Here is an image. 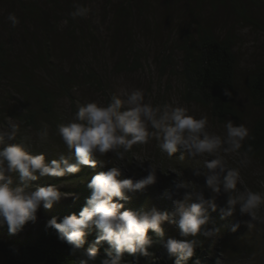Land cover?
Returning <instances> with one entry per match:
<instances>
[{
	"label": "rangeland",
	"instance_id": "rangeland-1",
	"mask_svg": "<svg viewBox=\"0 0 264 264\" xmlns=\"http://www.w3.org/2000/svg\"><path fill=\"white\" fill-rule=\"evenodd\" d=\"M73 1L70 4L61 1L54 6L48 0H35L33 4L36 6V13L32 11V14L26 9L31 6L30 3L18 0H2L0 3V48L10 62L5 68L7 74L2 75L0 82V122L6 123L5 116L18 119L17 116L24 114L30 107V103L20 92L23 89L19 85L24 80L21 71L28 68L29 61H36L40 54H43L47 64H40L33 70L34 81L44 85L54 95L60 93L59 89L65 81H73L70 86L71 97H57L52 110L55 117L48 119L47 115L41 114L35 128L26 127L18 119V142L25 143L34 154L43 153L47 162L59 159L60 155H68L66 146L55 135L57 125L69 122L77 111L78 104L97 98L107 102L122 87L143 89L145 99H151L153 104L162 105L176 100L187 106L190 114L199 117L201 113H206L210 130L223 134L225 123L216 121L208 108L192 101L186 94L180 47L186 40V34L191 32L190 26L195 22L210 25L216 33L234 39V54L238 65L236 105L246 118L241 122L232 121L248 128L251 121L263 114L262 110L251 105L246 85L254 71L264 63V0H217L215 3L209 0L202 3L197 0H135L132 6L133 18L128 17V25L125 22L119 25L115 17L116 4L121 6L123 0ZM76 3L90 9L86 18H71L69 14ZM10 13H14L19 19V24L15 27L8 20ZM52 16H57V35L47 34L49 28L46 25L47 22H53ZM64 20L68 21L66 25L62 23ZM244 27H249L250 30L242 32ZM75 34L77 37L72 39L70 36ZM170 56L172 62L168 59ZM44 123L50 125L49 141L40 143L34 133ZM155 145V140L147 145H134L132 152H146L149 157L154 158L151 162L156 163L161 171L157 172V183L142 192L129 195L142 197L145 194L143 206L172 212L176 210L174 201L183 199L186 191L175 188V182L181 178L192 182L194 187L203 189L206 199L212 197L213 194L205 187V177L197 176L194 170L202 167L203 157L192 158L186 152L178 150L169 159ZM181 155L185 157L182 161L178 159ZM97 159L104 161V166H99L104 172L123 164L127 169L121 168L122 175L119 179L136 180L147 174L144 169L148 162L139 164L131 153L124 162H118L111 153L103 156L97 154ZM109 159L112 164L108 163ZM244 159L240 154L228 156L229 165L240 168L243 184L238 183L237 188L264 192V187L258 183L264 179L262 158L247 157L241 163ZM84 171V166H81L78 173L66 174L64 177H41L31 183L40 186L61 184L59 190L70 193L78 188L76 186L80 185V181L86 185L90 182L91 177ZM16 183H19L18 178ZM165 190H169V196L164 195ZM71 199V196L62 199L50 210L41 208L35 223L29 222L22 231L12 236L26 240L36 235L48 219L59 218L58 207L67 205ZM192 202H196L195 198ZM215 202L218 203L220 212L227 207V197L224 195L217 196ZM224 218L231 228L236 223L240 224L233 231L236 233L233 244L239 250L233 253L225 248L220 250L218 237L208 238L207 242L212 244L214 253L207 257L213 264H217L218 260L219 264H249L250 260L252 264H264V207L257 210L254 218L247 214L241 215L238 208L233 216ZM162 227L169 234L176 230L169 221ZM6 234H9L8 230ZM0 264H4L1 257Z\"/></svg>",
	"mask_w": 264,
	"mask_h": 264
},
{
	"label": "clouds",
	"instance_id": "clouds-1",
	"mask_svg": "<svg viewBox=\"0 0 264 264\" xmlns=\"http://www.w3.org/2000/svg\"><path fill=\"white\" fill-rule=\"evenodd\" d=\"M89 12L88 7L76 3L69 15L72 19L86 18ZM8 20L13 27L19 24L14 13L9 14ZM62 23L66 25L68 21ZM249 30V27L241 29L242 32ZM224 94L231 96L227 89ZM4 121L6 123L0 122V228L7 227L10 235L22 231L29 222L35 223L41 208L50 210L54 204L70 196L78 199L75 193L61 192V184L40 186L31 182L41 177L75 174L81 166L96 168L99 164L103 167L105 163L97 159V154L111 153L112 157L124 162L131 153L139 164L148 162L144 169L146 176L136 180L119 179L121 168L127 169L123 164L99 172L88 183L91 195L78 215L52 217L46 221V228L56 230L58 239L70 246L71 254L79 256V264H95L104 242L109 245V250L105 258H99V264H122L125 254L137 262L142 257L152 256L153 241L148 236L149 230L161 238L159 243L169 259L175 257V264H186L201 244L196 238L198 234L206 238H216L220 234L218 228L208 227L209 209L217 210V196L227 197V207L221 209L223 217L233 216L238 208L241 215L254 218L257 210L264 207V192L237 188L238 183L243 184L240 168L230 166L228 161L229 154H240L245 158L241 161L244 163L252 151L249 146L245 152H240L246 138H252L246 125H237L229 119L223 126V134H218L210 130L206 113L199 117L190 114L188 107L176 100L162 105L153 104L151 99H145L141 88L122 87L107 102L97 98L78 104L69 122L57 125L55 131L66 146L68 155H60L59 159L50 162L46 161L43 153L34 154L25 143L18 142V119L5 116ZM49 130L50 125L44 123L34 137L38 142L46 143ZM152 140L169 159L178 150L192 158L203 157L202 167L194 170L197 176L205 177V187L213 194L212 197L206 199L203 189L179 178L175 188L186 191L183 199L174 201L175 211H161L156 207L122 211L125 204L120 201H129V193L142 192L157 183L160 167L151 162L154 158L146 152H132L134 145H147ZM111 159L109 164H112ZM178 159L182 161L185 157L181 155ZM17 178L19 183H16ZM258 183L264 187V179ZM164 195L169 196V190H165ZM193 198L196 202H192ZM168 221L178 225L182 237L192 239L168 238L165 241L162 225ZM239 227V223L234 224L232 231ZM93 228L97 230L96 239L83 251L86 237ZM249 264H252L251 260Z\"/></svg>",
	"mask_w": 264,
	"mask_h": 264
},
{
	"label": "trees",
	"instance_id": "trees-1",
	"mask_svg": "<svg viewBox=\"0 0 264 264\" xmlns=\"http://www.w3.org/2000/svg\"><path fill=\"white\" fill-rule=\"evenodd\" d=\"M18 1L21 3H30L31 6L26 7V9L29 10V12L31 11V14L32 11H36V6L33 4L35 0ZM48 1H50V4H54V6L59 5L61 1L69 4L71 2L74 3L73 0ZM134 1L135 0H123L121 6L120 4H116L115 17L118 24L120 23L119 25H122L123 22L128 25V17L133 18L132 6ZM197 1L202 3L207 0ZM209 1H214V3L215 1L217 2V0ZM1 2L2 0H0V3ZM112 4L113 3H111V5ZM52 21L51 24L47 22L46 26L49 28L47 34L57 35V16L56 18L52 16ZM189 30H191V32L186 34V40L183 46L180 47L183 54L181 66L186 84L187 97L208 108L211 116L220 123H225L229 119L241 122L246 118V115L236 105L238 65L234 54L235 45L233 37L222 36L220 33H216L215 29L210 25H199L196 22L190 26ZM73 31H75V29H73ZM76 34L70 37L75 39L77 37ZM46 54H48V52H46ZM171 57L172 56L168 58L170 62H172ZM47 60H49V57ZM7 63L10 62L6 60L5 52L0 48V82L2 75L4 76V74H7L5 70ZM40 64H47V62H44L43 54H40L39 57L36 58V61H34V59L33 62L29 61L27 64L28 68L21 71L24 75V80L23 83L19 85L23 89V91L20 90V92L24 95L27 102L30 103V107L24 111V114L18 115L17 118L28 128H35L38 126L37 121L41 114L47 115L48 119L55 117L52 110L57 101V97H71L70 86L73 84L72 80L65 81L59 89L60 93H57V95L50 93L44 85H40L39 82L34 81L32 72L39 67ZM44 68H46V66ZM92 76L95 77L94 74H92ZM225 89L231 92L230 97L224 94ZM246 89L251 105L262 110L263 114L258 119L249 123L248 129L252 138H246L240 152H245L247 148L251 146L252 151L248 153L247 157H260L264 163V63L258 67L249 78ZM117 161L121 162L119 160ZM99 166V164L96 168L84 166V172H87V176L92 178L94 175L103 171ZM79 184V186H76L78 187L76 190L70 192L78 194V199H71L67 205L58 207L57 211L59 218L74 213L78 215L85 206L86 200L90 198L91 190L88 188V185L85 183L82 184L81 181ZM129 196V201H120L125 204V209H122V211H137L145 207L143 206L145 202L143 197L146 196L145 194L142 197ZM216 205H218V203H216ZM219 208H217L215 212L209 209L210 223L208 227L218 228L220 230L218 236L220 250L225 248L230 253L238 252V246L236 245L235 247L233 244L236 233H233L231 226L222 216V212H220ZM169 223H171L176 230H174L172 234L164 230L165 241L168 238L177 240L192 239V237H182L178 225L171 221H169ZM6 231V228H0V257L3 259L4 264H79V256L71 254L70 246L66 242L60 241L56 230L46 228V224L37 231L36 235L30 236L26 240H23L21 237H13L10 234H6ZM96 236L97 230L93 228L86 237V243L82 249L83 251H86L88 246L95 241ZM148 236L153 241V246L150 249L153 255L142 257L137 262L135 258L125 254L122 264H175L176 258L173 257L169 259L165 250L159 243L161 238L151 230H149ZM196 238L201 241V244L195 249L194 256L190 258L186 264H195L197 260L199 264H213V261L207 257V255L214 253L212 244L207 242L208 238L202 235L198 234ZM108 250L109 245L107 242H104L100 246L98 257L105 258ZM239 253L241 252L239 251ZM241 255H243V253H241ZM99 258L95 264H99Z\"/></svg>",
	"mask_w": 264,
	"mask_h": 264
}]
</instances>
